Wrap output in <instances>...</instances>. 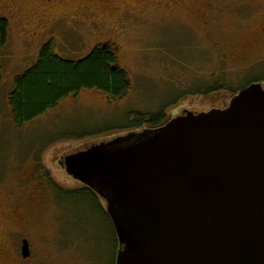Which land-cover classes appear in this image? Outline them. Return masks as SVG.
I'll return each mask as SVG.
<instances>
[{
    "label": "rangeland",
    "instance_id": "374dc122",
    "mask_svg": "<svg viewBox=\"0 0 264 264\" xmlns=\"http://www.w3.org/2000/svg\"><path fill=\"white\" fill-rule=\"evenodd\" d=\"M100 1L117 2L124 11L113 21L100 20ZM82 5L90 6L95 24L82 10L76 12ZM0 17L8 21L6 42L0 43V227L12 255L21 245L8 230L20 226L12 209H20L19 185L37 156L62 188L46 190L48 208L29 228L38 259L112 264L116 243L109 223L98 213L96 199L90 204L86 193L64 194L82 186L58 158L131 133L137 112L161 108L168 120L183 108H223L232 89L264 80V0H0ZM204 17L209 22L203 23ZM48 41L52 54L72 61L109 44L116 65L127 74L128 91L111 98L82 89L34 119L16 123L9 93ZM216 80L225 88L202 93Z\"/></svg>",
    "mask_w": 264,
    "mask_h": 264
},
{
    "label": "water",
    "instance_id": "95a60500",
    "mask_svg": "<svg viewBox=\"0 0 264 264\" xmlns=\"http://www.w3.org/2000/svg\"><path fill=\"white\" fill-rule=\"evenodd\" d=\"M114 228V264H264V86L65 155ZM23 257L29 255L22 241Z\"/></svg>",
    "mask_w": 264,
    "mask_h": 264
},
{
    "label": "trees",
    "instance_id": "16d2710c",
    "mask_svg": "<svg viewBox=\"0 0 264 264\" xmlns=\"http://www.w3.org/2000/svg\"><path fill=\"white\" fill-rule=\"evenodd\" d=\"M8 21L0 17V43L5 44L7 38ZM263 79H256L252 82H261ZM1 82V75H0ZM247 82L241 86L232 89L235 94L240 88L252 83ZM206 90L202 93L218 91L225 86L216 81H212ZM130 83L126 72L116 65V57L109 44L96 46L89 54L82 59L72 61L63 60L51 52V42L48 41L39 51L37 62L15 78V84L10 95V105L13 119L16 123L28 122L50 108H54L63 98L77 94L80 90H97L111 98L123 96L129 89ZM197 92V91H196ZM137 118L129 126L138 131L144 124L148 127L156 128L167 121L163 110L158 109L152 113H135ZM51 181L50 179H48ZM53 181V179H52ZM52 188L62 191L54 181L51 182ZM76 192L86 193L90 196L89 203L93 204L92 199H96L99 206V214L109 223L111 233L115 241L112 264L115 261L117 250V240L114 228L108 218L106 211L99 199L88 188H82L80 191L65 190L64 194H75ZM97 204V205H98Z\"/></svg>",
    "mask_w": 264,
    "mask_h": 264
},
{
    "label": "flooded vegetation",
    "instance_id": "af4514ba",
    "mask_svg": "<svg viewBox=\"0 0 264 264\" xmlns=\"http://www.w3.org/2000/svg\"><path fill=\"white\" fill-rule=\"evenodd\" d=\"M174 1L176 2L178 0H174ZM100 6L104 9V12L102 13V15H100V18H102L100 20L105 19L108 22L113 21L112 19L117 18L124 11V9L119 7V3L113 1H100ZM174 8H178V7H174ZM81 10L85 12L84 18L86 20H90L94 24L96 23V21H94L95 16L89 17L90 16L89 14L92 12L89 5L80 6L76 10V12H80ZM206 18L205 17L203 18L202 20L203 23L209 22L205 20ZM260 30H261L260 32L262 33L261 36L264 37V26H261ZM172 104L175 105V103ZM186 110L187 109L183 108V110L178 114L184 113V111ZM37 157L38 158L36 161L32 160L33 163L29 164L31 170L29 171L28 178H25L19 185L21 192H20V196L17 199V202L19 203L18 206L20 209L19 210L16 208L12 209L13 212L15 213V216L20 226L8 229L9 231H11L10 236L14 238L15 241H18L17 243L20 242L22 245L23 240H26L28 242L29 255L27 257L22 256L21 245H19V248L18 246L17 247L15 246V250L12 255L10 253L9 246H7V242L4 239L5 235L2 234L3 230L0 227V264H55V262L50 260L51 258L49 260H45V259L41 260L39 257L38 259L37 253H34L31 243L29 242V238H30L29 228H31L37 222L41 221L43 214L48 208L46 206V202L47 199L49 200V194L46 193V190L47 191L49 190L51 192L55 190L54 188H52L51 182L53 181H52V176L50 175V171L47 168H45V166L43 167L40 166L41 164H40L39 156ZM63 157L64 155L58 158L57 161L59 164L60 161L62 162ZM17 163H18L17 167L21 168L22 166V168H24L23 165H19V162ZM48 179H50L51 181H49ZM32 181L34 182L31 183ZM79 183L81 184V186L84 187V184L82 182ZM95 195L98 196L97 198L100 200L99 195H97L96 193ZM15 228H19V230H15ZM9 231L8 233L6 232L8 235H9Z\"/></svg>",
    "mask_w": 264,
    "mask_h": 264
},
{
    "label": "bare ground",
    "instance_id": "6f19581e",
    "mask_svg": "<svg viewBox=\"0 0 264 264\" xmlns=\"http://www.w3.org/2000/svg\"><path fill=\"white\" fill-rule=\"evenodd\" d=\"M100 199L102 200V198L100 197Z\"/></svg>",
    "mask_w": 264,
    "mask_h": 264
}]
</instances>
